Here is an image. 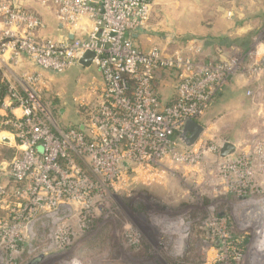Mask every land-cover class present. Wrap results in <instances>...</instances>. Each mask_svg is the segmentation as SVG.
<instances>
[{
	"label": "built area",
	"instance_id": "obj_1",
	"mask_svg": "<svg viewBox=\"0 0 264 264\" xmlns=\"http://www.w3.org/2000/svg\"><path fill=\"white\" fill-rule=\"evenodd\" d=\"M20 1L0 0V58L26 56L42 70L61 73L80 65L91 51V66L100 71L104 84L86 105L80 127L65 129L43 102L41 72L17 77L5 94L0 85V136L10 126L17 141L9 180L0 184V209L9 212L0 219V237L9 238V245L0 250L17 252L23 232L40 215L75 211L85 227L94 212L108 207L112 189L124 178L135 181L160 170L203 167L207 177L220 176L236 192L257 191L253 178L264 174V141L222 157L225 140L201 138L188 148L180 139L185 123L198 121L211 108L238 59L249 57L244 69L258 74L256 54L243 51L242 58L212 59L197 41L176 49L139 48L132 36L147 25L153 0H36L74 32L73 37L58 38L42 36L40 17ZM83 19L89 24L81 25ZM164 72L175 80L170 103L154 87ZM123 161L129 166L123 167ZM254 229L260 235L264 221Z\"/></svg>",
	"mask_w": 264,
	"mask_h": 264
},
{
	"label": "rangeland",
	"instance_id": "obj_2",
	"mask_svg": "<svg viewBox=\"0 0 264 264\" xmlns=\"http://www.w3.org/2000/svg\"><path fill=\"white\" fill-rule=\"evenodd\" d=\"M172 8L168 0L166 10ZM243 51L256 54L258 74L244 69L249 57L238 59L211 109L199 118L210 122H204L200 139L235 142L236 154L243 151L239 140L248 130L242 128L245 117L235 113L238 108L259 109L260 123L251 139L264 141V30L254 34L247 48H221L217 56L242 58ZM165 74L170 78L164 90L167 101L175 80ZM51 75L55 83L43 102L54 121L66 126L83 119L86 105L95 99L87 96L92 94L93 78L99 76L97 68L75 66ZM240 79L247 81L239 88ZM16 153L15 147L0 144V184L5 182L1 165L9 169ZM197 170L178 167L135 181L122 179L112 189L108 207L94 212L85 227L75 211L40 215L23 232L17 252L0 250V264H264V231L257 235L254 229L255 223L264 221V174L257 172L253 178L257 191L244 193L224 185L220 176L207 177L203 167ZM152 174L155 178L149 182ZM8 213L0 209V219ZM249 223L253 228L244 230ZM2 238L0 248L8 247L9 238Z\"/></svg>",
	"mask_w": 264,
	"mask_h": 264
},
{
	"label": "crops",
	"instance_id": "obj_3",
	"mask_svg": "<svg viewBox=\"0 0 264 264\" xmlns=\"http://www.w3.org/2000/svg\"><path fill=\"white\" fill-rule=\"evenodd\" d=\"M171 1L173 10L167 11L166 4L168 3V0H153L151 14L147 25L136 31L132 36L135 44L139 48L149 50L154 45H168L170 49L171 47L181 48L191 41H197L207 56L212 59H219L220 56H217V54L221 48H247L251 44L254 34L264 30V0ZM20 2L27 10L35 12L40 17L43 24L40 31L42 36L58 38L62 35L68 34L71 37L70 34L73 31L69 32V29L58 21L51 8L41 5L36 0H21ZM230 12L231 15H229ZM88 22L89 21L87 19H83L80 24L86 26V24H89ZM1 28L2 25L0 23V29ZM76 66L85 69L91 67V65L89 67L82 65ZM29 72H41L43 77L41 88L43 95H46L55 83V80L52 78L51 71L38 68L26 56H22L19 57V59L14 60L10 59L8 54H5L0 58V80L3 82V86L5 87L9 82L14 83L17 77ZM97 72L99 74V76L97 75L98 78H93L91 82L93 83V87L91 88L92 94L90 92L88 96L82 94L81 98H96V96L101 92L104 80L98 69ZM165 76H167V78ZM167 80H170V78L164 72L157 77V82H155V84L162 100L170 102L173 98H175V90L173 83H171L170 89H173V91L171 94L169 92L168 97L170 96V99L166 101L165 97L167 93L164 92V90L167 86ZM238 81V86L240 88L241 86H245L247 80L240 79ZM234 82L235 81L231 79L230 83L235 84ZM243 110L244 109L242 108H238V110L235 111V113L238 112L245 117V125L242 128L248 129L246 130V133L244 132V134L241 135L242 138L239 142L240 145L243 146L244 151H249V147L252 144V137H255L256 133L254 132L260 123V111L259 109L254 108L253 105L250 109L246 111ZM9 111L10 110L8 109H3L2 113L11 114ZM14 112L18 116L21 115V111L18 108L15 109ZM232 119L233 118H230V122L233 121ZM204 122L207 124L210 123L207 120H204ZM204 122L199 123L204 125ZM79 124L80 121L66 126H60L65 129L72 127L73 125L78 126ZM13 133L12 128L10 126H6L3 129L0 138L3 135H6L11 142L6 143L0 140V144L15 147L17 152V141ZM232 143L235 144V142ZM235 146L237 151L238 146L236 144ZM1 169L4 172L5 182H7L9 180V176L6 175L8 173V169H6L3 165H1ZM154 176L155 174H152L146 180L149 179V182H151L153 178H155Z\"/></svg>",
	"mask_w": 264,
	"mask_h": 264
},
{
	"label": "water",
	"instance_id": "obj_4",
	"mask_svg": "<svg viewBox=\"0 0 264 264\" xmlns=\"http://www.w3.org/2000/svg\"><path fill=\"white\" fill-rule=\"evenodd\" d=\"M70 35L71 37H73L74 32H71ZM94 57H95V54L93 52L87 51L83 55V57L80 59L79 63L82 66L89 67ZM263 64H264V60H263ZM203 132H204V126L201 123L195 120H189L185 123L182 129V132L180 133V139L186 147L191 148L194 144L198 142ZM0 140L6 143L11 142L10 139L6 135H3L0 138ZM235 151H236L235 144L230 141H227L222 145L221 150H220V155L222 157H226L228 155L233 154ZM122 166L126 167L129 165H127L126 161H123Z\"/></svg>",
	"mask_w": 264,
	"mask_h": 264
},
{
	"label": "trees",
	"instance_id": "obj_5",
	"mask_svg": "<svg viewBox=\"0 0 264 264\" xmlns=\"http://www.w3.org/2000/svg\"><path fill=\"white\" fill-rule=\"evenodd\" d=\"M155 82H156V81H155ZM155 82H154V87H155L156 91H158V88L156 87ZM132 84H134V82H132ZM0 85L3 87L2 91H3V93L5 94V93H6V87L3 86V84H0ZM158 93H159V91H158ZM159 95H160V93H159ZM160 98H161V96H160ZM161 99H162V98H161ZM166 103H170V102H166ZM198 122H203V121H201V120L199 119ZM72 127H80V126H79V125H78V126L73 125Z\"/></svg>",
	"mask_w": 264,
	"mask_h": 264
}]
</instances>
